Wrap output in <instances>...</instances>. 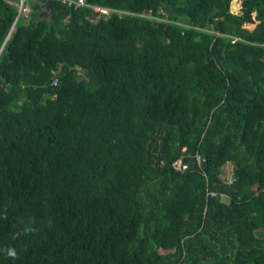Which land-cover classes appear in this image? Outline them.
Segmentation results:
<instances>
[{"label":"trees","instance_id":"obj_1","mask_svg":"<svg viewBox=\"0 0 264 264\" xmlns=\"http://www.w3.org/2000/svg\"><path fill=\"white\" fill-rule=\"evenodd\" d=\"M18 1L0 264H264V0Z\"/></svg>","mask_w":264,"mask_h":264},{"label":"built area","instance_id":"obj_2","mask_svg":"<svg viewBox=\"0 0 264 264\" xmlns=\"http://www.w3.org/2000/svg\"><path fill=\"white\" fill-rule=\"evenodd\" d=\"M26 1L27 0H19L18 3H14L17 6V9H18V15L15 18V22L17 21L19 16L28 17V15L30 13V9H29L28 4L26 3ZM60 1L62 3H64V4H66L69 7L72 6L73 8L89 7V8L92 9V11L94 13H97L98 18L101 17V16L108 15L110 13L118 12L117 10H113V9H110V8L89 5L86 2V0H60ZM195 158H196L197 162L203 161L202 157L199 154H197L195 156ZM173 167L176 170H180V171L187 169V165L185 163H183L181 160L175 161L173 163ZM211 195H214V193H212Z\"/></svg>","mask_w":264,"mask_h":264},{"label":"rangeland","instance_id":"obj_3","mask_svg":"<svg viewBox=\"0 0 264 264\" xmlns=\"http://www.w3.org/2000/svg\"><path fill=\"white\" fill-rule=\"evenodd\" d=\"M14 4V3H13ZM230 10L232 12H235L236 10L233 9L232 7V1H231V6H230ZM254 25H247V28L252 29ZM231 173H232V166L231 164H226L223 167V173H222V178L226 181H230L231 180Z\"/></svg>","mask_w":264,"mask_h":264}]
</instances>
